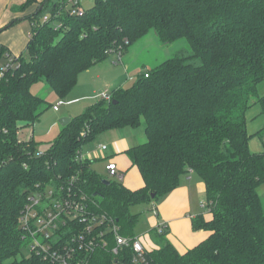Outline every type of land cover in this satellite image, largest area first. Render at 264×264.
Listing matches in <instances>:
<instances>
[{
  "label": "trees",
  "instance_id": "1",
  "mask_svg": "<svg viewBox=\"0 0 264 264\" xmlns=\"http://www.w3.org/2000/svg\"><path fill=\"white\" fill-rule=\"evenodd\" d=\"M50 1L33 16L24 53L0 78V264H50L17 259L26 246L19 217L36 185H72L93 210L114 219L122 236L134 237L140 215L131 208L156 202L190 172L205 184L212 217L197 215L192 229L209 235L179 253L167 229L152 228L158 245L147 253L149 264H264V193L262 199L257 192L264 184V128L250 135L246 127L254 105L264 117V95L257 93L264 82V0H93L86 10ZM150 32L165 45L185 40L191 54L179 52L109 93L110 101L88 106L61 127L47 152L39 155L33 138L19 140L51 107L34 95V84L67 99L81 72L111 55L120 60ZM6 54L12 56L0 48V66ZM141 119L146 141L126 155L142 188L129 190L79 159L98 135L138 128ZM256 135L260 153L249 148ZM116 261L132 264L130 250L122 263L107 250L91 256V264Z\"/></svg>",
  "mask_w": 264,
  "mask_h": 264
},
{
  "label": "built area",
  "instance_id": "2",
  "mask_svg": "<svg viewBox=\"0 0 264 264\" xmlns=\"http://www.w3.org/2000/svg\"><path fill=\"white\" fill-rule=\"evenodd\" d=\"M6 57L0 66V78L15 64L14 56L8 58L6 54ZM100 99L110 101V94L104 92ZM98 149L105 151L107 147L101 145ZM79 159L86 158L80 153ZM105 171L108 179L121 182L122 175L114 162L108 161ZM151 211L156 217V209ZM19 224L29 255L50 264H91L92 254L99 250L111 252L122 263L128 249L132 264H149L147 236H122L114 219L93 210L90 198L72 185H36L22 209ZM153 229L162 234L167 226L158 222Z\"/></svg>",
  "mask_w": 264,
  "mask_h": 264
},
{
  "label": "rangeland",
  "instance_id": "3",
  "mask_svg": "<svg viewBox=\"0 0 264 264\" xmlns=\"http://www.w3.org/2000/svg\"><path fill=\"white\" fill-rule=\"evenodd\" d=\"M32 1L36 2V0ZM63 1L66 2V7L71 9L73 6L72 3L76 0H51L48 5H53L54 3ZM78 2L81 8L85 10L93 5V0H78ZM54 23V21L51 22V24ZM179 52H183L185 55L191 54L189 45L185 40L181 39L172 44L165 45L161 44L157 40L153 32H150L143 39L128 47L127 51L124 52L120 58L124 64L121 63L122 61L119 60L118 55H111L102 62H99L89 69L81 72L77 77V87H79V92L75 98L83 96V99L81 101H79L80 99L75 100L71 102L72 104L68 103L70 105H66L67 102L70 101V96L69 98L67 97V99H63L61 101L46 83L38 82L34 84L32 86L34 95L44 98L46 101L51 103V107L41 115L38 122H36L32 127L26 128L20 134L21 140L25 141L33 138L34 143L37 145V151L40 153L47 152L50 142L55 139L61 127L59 120L66 118V116L63 115V112L68 107H71L69 118H75L82 114L83 106L86 105L88 107L100 101L101 93L107 92L111 94L119 88L129 87L132 82L135 81L139 72L154 68L163 61L174 57ZM257 93L259 96L264 95V82L257 86ZM60 101L62 103H60ZM254 111H256V107L252 109L249 115L253 114ZM262 119L263 118L258 115L253 118V120H249V131L252 130L251 125L253 121H255L253 125L258 126V123L262 121ZM250 134L255 133L250 132ZM129 136L135 138L137 141H143L145 139L144 122L142 119L138 128L115 129L98 135L94 141L83 146L81 154L90 160L91 169H93V171L99 175L107 176L105 165L108 163V158L105 157V154H108V150L100 151L98 149L99 145H105L108 147L112 142V139H121ZM260 142L261 140L259 136H254L251 140V148L253 149L258 147L263 150ZM111 180L117 181L116 178H111ZM257 192L263 199L264 184L257 189ZM201 200L202 205H204L206 203L205 198H202ZM200 205L199 209H201L202 213H204V209L206 207L201 208ZM153 208L154 205L149 204H142V206L137 205L136 207L131 208L132 213L140 215L134 232H137L138 236L148 235V242L146 245L149 250L154 249L156 245H158L153 234L150 235L148 230L144 233L147 226L146 217L149 214L152 215L151 210ZM138 232L143 233L138 234ZM20 254L21 255H18L17 259H20L22 255L26 257L29 256L27 246H23L21 248Z\"/></svg>",
  "mask_w": 264,
  "mask_h": 264
},
{
  "label": "crops",
  "instance_id": "4",
  "mask_svg": "<svg viewBox=\"0 0 264 264\" xmlns=\"http://www.w3.org/2000/svg\"><path fill=\"white\" fill-rule=\"evenodd\" d=\"M44 1L48 0H36V2H31L28 0H0V48L2 50H5L12 56H19L24 53V50L28 43V39L32 32V18L36 14V12L44 7ZM72 4H74V2ZM77 4V7L79 6V8H81L78 0ZM45 17L47 18L48 16H43L41 20L44 21V19H46ZM121 63L124 64L123 61ZM78 92L79 87H77L76 84V86L69 94L70 101L67 102L66 105H70L68 103H71L75 100L80 99L79 101H81L83 99V96L75 98V96L78 95ZM254 107H256V111H254L253 114L249 115ZM86 108V105L83 106V111ZM70 111L71 107H68L63 112V115L66 116V118H69ZM248 115L250 119L248 118ZM258 115L259 117L263 118L262 121L258 123V126L253 125L255 122L253 121L251 125L252 130L249 131L248 121L253 120V118L257 117ZM246 127L249 134L250 132L257 133L259 130H262L264 128V117L261 114V108L259 105H254L246 112ZM25 129H22L18 133L19 140H21L20 134ZM111 141L112 142L109 144V146H106L108 154H105V157L108 158V161L114 162L116 164L118 171L122 175V185L132 191L142 188L143 180L141 178V175L138 169L132 165L130 159L126 155V152L134 146L140 145L141 143L143 144L146 141V137L143 141H137L135 138H132L130 136L121 139H112ZM260 144L262 146L261 142ZM251 147L252 145L250 141L249 148L251 152H262L261 148L259 149L257 147L253 148L255 149L253 150ZM202 198H205L206 201L205 184L201 180V178L193 172L184 175L183 177H181L179 185L175 190L161 197L156 202L149 204L154 205V208L157 211V215L156 217H154L153 215L149 214L146 217L147 226L144 233H146L147 230L149 231L150 229H152L158 222H162L167 226L168 232L166 235V239L176 248L179 253H185L187 250L195 247L201 241L205 240L208 237L209 232L203 230L194 231L191 224L192 219L201 214L205 217L206 220H210L212 218L206 203L203 202L205 204L202 205ZM199 205L201 208L206 207L204 209V213H202V210L199 209ZM142 233L138 232V234ZM135 234L137 235V232H135Z\"/></svg>",
  "mask_w": 264,
  "mask_h": 264
},
{
  "label": "water",
  "instance_id": "5",
  "mask_svg": "<svg viewBox=\"0 0 264 264\" xmlns=\"http://www.w3.org/2000/svg\"><path fill=\"white\" fill-rule=\"evenodd\" d=\"M69 121H70V118H62V119L59 120V123H60L61 126H65V125H67L69 123Z\"/></svg>",
  "mask_w": 264,
  "mask_h": 264
}]
</instances>
